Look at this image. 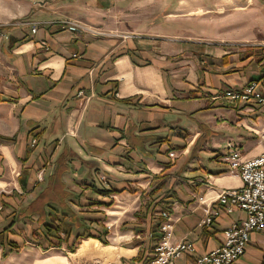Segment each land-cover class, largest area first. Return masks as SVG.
I'll return each instance as SVG.
<instances>
[{"label":"crops","instance_id":"1","mask_svg":"<svg viewBox=\"0 0 264 264\" xmlns=\"http://www.w3.org/2000/svg\"><path fill=\"white\" fill-rule=\"evenodd\" d=\"M124 2L9 1L12 9L1 17L9 20L0 23V232L8 227L18 246L33 232L32 242L45 247V222L53 219L80 238L76 231L90 227L101 239L108 216L92 204H106L96 192L104 190L98 174L109 181L119 213H133L147 190L164 181L169 242L187 239L195 247L174 264H193L219 244L223 228L242 217L235 211L198 225V197L207 204L217 189L241 184L224 161L227 145L243 158L264 150V106L234 105L221 97L224 89L250 80H261L264 88V22L249 30L238 21L229 31L227 1L219 0L214 10L210 1L207 43L152 35L122 40L120 33L134 30L120 24L128 20ZM68 22L106 32L93 37L70 31ZM156 231L153 244L162 235ZM82 240L70 256L80 262L118 264L126 258L144 264L154 255L148 242L126 248L114 239ZM231 264H264V228L249 234L244 253Z\"/></svg>","mask_w":264,"mask_h":264},{"label":"rangeland","instance_id":"2","mask_svg":"<svg viewBox=\"0 0 264 264\" xmlns=\"http://www.w3.org/2000/svg\"><path fill=\"white\" fill-rule=\"evenodd\" d=\"M9 1L10 0H0V20L6 17V15H4L6 13L4 12L7 11V9L9 8L12 9V7L10 6L11 3H9ZM127 1L128 2H124V4L126 3V5L123 7L127 11L128 20H124L123 23L120 20V24H127L130 26L131 29L134 30L127 31V33H122V34L120 33L122 40H133V39H139L141 35H152V36L160 37L163 40H176V41L187 40V41L204 42V43H207V12H209L207 11V2L210 3L211 1L210 3L212 6L211 10H214L215 7H213V5L219 2V0H127ZM221 1L222 2L227 1V6H228L227 20L229 22L228 23L229 31L232 30L231 27H233V25L236 24V22L238 21L239 22L242 21L244 24L243 28L248 27L249 30L253 29L254 22H264V0H221ZM236 8L240 10H238L237 12L235 11ZM193 11L195 12V14H189L190 12ZM217 12L220 13L221 11L218 10ZM258 13H262V14H258ZM8 20L9 19H4V20L2 19L0 23L8 22ZM35 28H36V23L33 24L31 31L34 32ZM66 28L70 31H74L75 29L78 28L93 37H102L106 32L104 31V29L100 27L99 28L88 27V26H84L83 24L75 23V22L66 23ZM111 32L118 33L121 31L112 30ZM234 41L235 40L232 39L227 40L228 43L231 42L229 44H232ZM235 42H241L242 44L244 42H248V40L235 41ZM40 44L44 46L43 42H40ZM233 44L236 45V43ZM228 89L231 88H226L221 92V97L223 99H226L223 93ZM235 90H237V88ZM80 94L81 92L79 91L78 95ZM228 101L234 105L246 103L240 101H230V100ZM256 104L261 105L259 103ZM167 157L169 158V163L173 164V160L175 159L174 153L172 151H169L167 153ZM224 161L226 162V160ZM163 176L164 175L159 176V179L161 180ZM97 179L102 189L109 190V181L107 180L105 175L98 174ZM164 185H165L164 181L163 182L160 181L156 184H153V186H151V188L147 190V193L143 197L144 199L140 202L139 206L136 208V210L133 213L131 210L132 208L126 210L122 209L123 211L122 210L121 211L124 213H122L121 211L119 213L117 210L120 209H118L119 207L117 205L120 202L114 201L113 203L112 200L115 199L111 197L110 193L104 195L106 199L103 200V202H105L107 205L100 204V207H103L104 211L106 212V216H108L106 217L105 220V225H106L105 230L107 231V233L104 235V238L98 239L95 237L93 239H96L101 244H107L111 239H114V242L126 248L131 246H136L138 244H140L141 246L145 245L143 247L145 248L148 246L147 242L148 244L152 245L157 238V234L155 235V232H157L156 230L159 231L160 224L165 221L163 219L164 217L162 218V216L160 215L161 212H166L169 215L168 222L170 223V226H172V220L170 217L171 212L169 210L170 207L169 205H166L167 201L165 195L167 192H169V189L165 187L163 191H160V188L163 187ZM218 190L219 189L216 190L215 194L218 192ZM157 191L158 192L160 191V194L162 192L161 197H158L159 194L156 193ZM197 199L199 204L203 206L202 207L203 214H204V209L206 207L207 209H211L212 211L215 210V203H213L214 198L209 202H207V204L202 196L198 197ZM99 201L100 200H93L92 204L98 203ZM114 213L116 214L114 221L110 222L109 224L107 220L109 219L110 214H114ZM232 213L233 212H229L225 214L219 210L218 216L221 214L229 215ZM218 216L214 218L212 217L210 223ZM237 220L239 221L238 217L236 220L230 222L229 225L234 222H237ZM209 224H207V226ZM198 225L206 226L204 224H200V221L198 222ZM229 225H227L225 228L221 230L220 233L221 239L219 244L222 242L223 239L222 232ZM88 228L90 227H86L85 230L76 231L78 233L82 232L84 236H82V238L78 240H74V243L71 245V247L74 248V251H70L68 246V243L72 239L73 232H71L67 242H65V240H62L59 243V246H50L49 248H46L48 246L47 241H45V247H41L42 243L35 244L34 242H32V239H36L35 237L34 238L32 237L33 235H35L33 234V232H31L27 236L20 238L22 239V245L20 246H18L19 244L18 245L15 244L13 241L7 242L8 243L7 245L6 243L0 244V264H101L98 261H94V260H86L80 262L70 257V256H74V254L77 252L76 250L82 239L85 240V238H92L91 236L95 235L94 229L88 230ZM144 228L147 229L144 230ZM136 231L138 232L136 233ZM8 233L9 232L7 230L3 232V234L0 236V242H6L8 240L9 241L11 240L10 237L8 236ZM19 233L22 234V232ZM85 233H87L90 236H87ZM249 234L244 244V250L248 242ZM59 236L60 238H64L63 233H59ZM161 236L159 237V239L161 238ZM170 236H171V228H170ZM169 238H168V242H169ZM184 240L191 241L187 239ZM50 241L56 243V239L51 238ZM157 244H153V252ZM219 244L217 246H219ZM217 246H215L214 248H216ZM194 251H195V247H194ZM182 255H186V254H182ZM241 255H239L238 257H240ZM127 260L128 259L126 258H119L118 264H131L130 259L129 261Z\"/></svg>","mask_w":264,"mask_h":264},{"label":"built area","instance_id":"3","mask_svg":"<svg viewBox=\"0 0 264 264\" xmlns=\"http://www.w3.org/2000/svg\"><path fill=\"white\" fill-rule=\"evenodd\" d=\"M223 95L230 101L259 103L264 106L261 80H250L237 90L231 88L224 91ZM261 137L264 138L263 133ZM224 159L228 163V171L236 173L241 184L235 188L219 189L213 200L215 210L206 207L200 224H209L212 217L218 216L219 210L225 214L239 211L242 217L224 229L219 246L195 258L193 264H230L243 253L248 234L264 228V150L257 156L243 158L235 147L227 145ZM160 215L165 220L159 226L163 235L154 248L153 257L145 264H173L180 255L194 252L191 241L182 239L174 243L168 242L171 228L169 215L166 212H161Z\"/></svg>","mask_w":264,"mask_h":264},{"label":"trees","instance_id":"4","mask_svg":"<svg viewBox=\"0 0 264 264\" xmlns=\"http://www.w3.org/2000/svg\"><path fill=\"white\" fill-rule=\"evenodd\" d=\"M96 192L97 193H102L103 195H107L108 193H111V192H109V191H107V190H96ZM98 204H101L100 202H98ZM107 205V204H106ZM52 221H53V219H50L49 220V222H45V228H44V230H45V232L44 233H42V235L44 236L45 235V241H47V243H48V246L46 247V248H48V247H50V246H59V243L62 241V240H65V242H67V240H68V237L70 236V231H68V230H65L64 228H62V227H60V225H58V224H55V225H53V223H52ZM8 228V227H7ZM7 228H4L1 232H0V236L3 234V232H5L6 231V229ZM138 231H136V233H137ZM59 233H63V237L64 238H60V236H59ZM102 234H105V229H104V231H102ZM87 236H90V235H88L87 234ZM81 237V235H79V234H73V236H72V239H71V241L69 242V244H68V246H69V250L70 251H74V248L73 247H71V245L74 243V240H78L79 238ZM92 237V239L93 238H98L99 239V237L98 236H91ZM51 238H53V239H56V243H53V242H51L50 241V239ZM85 239H87V238H85ZM5 241V240H4ZM7 242H11V241H6V242H0V244H4V243H6V245L8 244ZM82 243V240H81V242L79 243V245ZM108 244V243H107ZM78 245V246H79Z\"/></svg>","mask_w":264,"mask_h":264}]
</instances>
